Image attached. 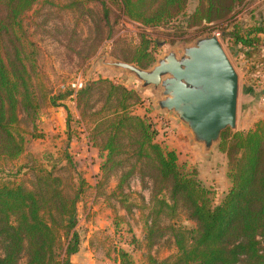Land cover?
<instances>
[{
	"label": "trees",
	"instance_id": "trees-1",
	"mask_svg": "<svg viewBox=\"0 0 264 264\" xmlns=\"http://www.w3.org/2000/svg\"><path fill=\"white\" fill-rule=\"evenodd\" d=\"M37 1L0 0V161L3 162L22 158L28 142L41 137L36 134L41 107L55 106L60 98L51 96L46 88L38 64V47L28 39L23 25L25 14ZM187 1L120 0L123 14L146 27L172 21L183 12ZM244 1L197 0L186 21L189 25H206L231 19ZM253 31L264 34V27ZM236 39L247 47L258 40L242 36ZM147 46L142 48L143 55L127 62L142 68L151 65L154 58L147 52ZM131 96L130 90L111 84L101 109L108 115L94 128L95 135H102L104 178L109 170L131 159L129 170L120 176L114 192L123 198L119 202L126 204L128 195L122 187L133 173L151 181L148 205L144 206L148 208L143 225L146 254L135 262L128 252L118 250V264H264V119L247 130L222 133L218 148L227 157L230 187L221 201L213 204L209 191L194 171H186L178 164L174 151L154 141L156 130L152 123L131 113L127 104ZM111 97H115L114 103ZM126 152L127 158L117 159ZM64 157L69 159L66 153ZM23 167L31 174L28 185L15 175L8 176L13 179H0V264H75L69 257L79 248V236L74 230L76 205L85 181L80 177L77 183L67 180L54 166L47 169L35 159L30 167ZM130 202L125 205L127 211L141 206ZM178 210L193 222L192 227L173 222L160 227V218L171 220ZM163 229L168 230L171 250L156 259L150 249L153 237L162 236Z\"/></svg>",
	"mask_w": 264,
	"mask_h": 264
},
{
	"label": "rangeland",
	"instance_id": "rangeland-1",
	"mask_svg": "<svg viewBox=\"0 0 264 264\" xmlns=\"http://www.w3.org/2000/svg\"><path fill=\"white\" fill-rule=\"evenodd\" d=\"M196 3L197 0H188L181 14L158 27H146L128 19L120 0H38L23 18L28 39L38 47L45 86L51 96L60 98L55 106L42 105L36 121V134L41 137L28 142L24 156L11 163L0 161V179H13L8 176L15 175L28 185L31 174L23 166L30 167L35 159L47 169L54 166L67 180L77 183L80 177L85 181L76 205L74 230L79 236V248L69 257L72 263L118 264V250L128 252L135 262H140L147 251L143 225L148 213L145 207L150 197V179H140L137 172L129 176L122 187L128 195L125 204L119 202L123 198L114 192L120 176L129 170L131 159L109 170L105 178L101 171L102 135H95L94 128L108 115L101 109L111 84L132 92L127 99L131 113L152 123L156 130L154 141L174 151L178 164L186 171H194L213 204L220 202L230 187L225 152L216 145L208 154H202L174 118L151 109L155 91L141 89L135 79L104 67L101 55L127 62L141 55L142 48L148 45L147 52L154 58L146 67L149 68L171 49L190 44L203 35H216L238 74L236 127L227 130L228 134L247 130L264 119V34L252 32L264 27V0H245L231 19L189 25L186 18ZM237 36L258 40L247 47ZM111 98L114 103L115 97ZM128 153L117 159L127 158ZM130 201L141 205L140 208L125 210ZM178 211L171 220L160 218V227L171 222L194 225ZM153 241L152 256L161 259L169 254L168 230L162 236L155 235Z\"/></svg>",
	"mask_w": 264,
	"mask_h": 264
},
{
	"label": "water",
	"instance_id": "water-1",
	"mask_svg": "<svg viewBox=\"0 0 264 264\" xmlns=\"http://www.w3.org/2000/svg\"><path fill=\"white\" fill-rule=\"evenodd\" d=\"M101 64L156 93L154 107L185 130L206 155L236 127L238 74L216 35L171 49L149 68L101 55ZM186 139V138H185Z\"/></svg>",
	"mask_w": 264,
	"mask_h": 264
},
{
	"label": "crops",
	"instance_id": "crops-1",
	"mask_svg": "<svg viewBox=\"0 0 264 264\" xmlns=\"http://www.w3.org/2000/svg\"><path fill=\"white\" fill-rule=\"evenodd\" d=\"M166 115V114H165ZM184 140H185V138H184Z\"/></svg>",
	"mask_w": 264,
	"mask_h": 264
}]
</instances>
